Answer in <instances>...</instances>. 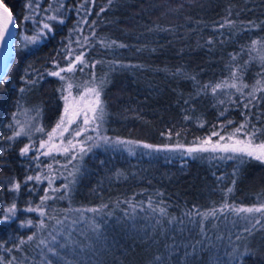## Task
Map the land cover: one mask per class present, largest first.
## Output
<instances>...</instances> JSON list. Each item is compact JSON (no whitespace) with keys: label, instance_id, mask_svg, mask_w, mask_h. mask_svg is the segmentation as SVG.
I'll return each mask as SVG.
<instances>
[{"label":"trees","instance_id":"16d2710c","mask_svg":"<svg viewBox=\"0 0 264 264\" xmlns=\"http://www.w3.org/2000/svg\"><path fill=\"white\" fill-rule=\"evenodd\" d=\"M2 1L17 36L0 84V211L12 196L18 206L43 196L45 185L34 180L35 154L21 155V149L27 143L36 148L56 126L68 84L76 96L107 80L98 134L154 147L192 146L208 137L218 141L213 132L225 137L220 143L229 142L234 129L246 124L243 131L254 132L253 144L264 142V0ZM33 2L42 12L35 22L28 17ZM39 21L51 30L44 28L39 42L25 43L22 35L37 36ZM70 50L82 54L75 69L84 67L83 75H51ZM24 114L31 128L16 136ZM81 157L69 164L67 187L54 203L108 206L104 213L111 216L102 214L108 224L100 239L109 248L97 250L93 264H228L223 245L242 234L227 235L239 230L231 216L202 214L264 200V164L252 159L241 163L160 150L127 155L109 148ZM12 181L20 185L17 191L8 189ZM20 232L13 223H0V249L17 248L24 238ZM87 235L76 250L84 256L92 249L93 236ZM230 261L264 264V254L245 252ZM72 262L91 264L76 257Z\"/></svg>","mask_w":264,"mask_h":264},{"label":"rangeland","instance_id":"374dc122","mask_svg":"<svg viewBox=\"0 0 264 264\" xmlns=\"http://www.w3.org/2000/svg\"><path fill=\"white\" fill-rule=\"evenodd\" d=\"M39 0H34L36 3ZM60 1V0H53ZM33 2L32 7L30 6L28 17L30 16V21H36V15L40 17L42 15L40 13L39 6ZM47 10V9H46ZM43 10V13L46 12ZM39 25L34 23L33 33L36 32L37 36L30 37L28 35H22L23 41L25 43H35L39 42L41 39L38 37L44 32V22L39 21ZM35 35V33H34ZM30 38H35L30 39ZM82 55V54H81ZM80 53L73 55L72 50L68 53L64 58H60L56 63L60 62V68L56 71H59L61 68L67 69L69 65H73V71H77L74 76L78 74L82 76L83 68L79 69V66L76 68L78 62H82V56ZM71 56L72 59H70ZM81 56V61H76V57ZM68 60V61H67ZM62 64V65H61ZM75 69V70H74ZM66 73L68 71H65ZM65 73V74H66ZM69 83V82H68ZM67 83V84H68ZM65 92L63 94V102L65 107V99L64 97H68L69 103H72L74 100H77L81 94L74 95L71 91L68 90L67 85L65 88ZM64 107L61 116L64 114ZM91 115V114H89ZM60 120V119H59ZM31 117L27 115H23L22 123L18 126V131L23 129L22 133H27V130H30ZM96 121L89 123L88 125L83 124V115H81L75 124L69 126V131L64 133L63 137H60L58 134L52 141L57 145H60L61 148L67 147V141L72 140L73 144L76 145L74 149H71L69 153H63V151H53L50 155H44L45 152L48 151V148H41V142L46 141V138L41 139L37 147L34 148L30 146L31 143H27L25 146H29L28 154H35V158L37 159L36 163V173L34 175V180L39 183H43L45 185L44 196H48L49 199L45 200L43 204L41 203V198L38 203L31 204L30 202L25 204L24 206H18L13 196L10 198L11 202L3 205L0 211V223L7 225L9 223L15 224V227L18 232H23L24 238L20 239L18 247L14 250H8L1 248L0 249V264H15V259L18 258V262L16 264H74L72 262L73 258H77L82 263H91L93 264L94 259H96L97 250H105L108 249L109 246L107 244H103L100 239V234L105 229L107 222H101L103 220L102 214L107 211L106 207L104 208H73L68 205H56L54 201L58 199V193L65 189V183L67 180V176L65 177L64 173L67 171L69 164L74 160L72 157L75 156L77 158L83 156L85 153L80 152V148L83 147L87 152L88 149H116L127 155H131L136 152H153V151H165V153L169 154V152L177 151L181 153H185L194 156H203L209 159H227L229 160V156H232L233 160L241 161L239 153H231V152H222V151H207V152H194L189 154L187 149L190 147H200L201 144L192 145V146H180L178 144L173 145L171 147H153V148H145L143 147L144 143L135 142V143H120L118 141L127 142V140H122L116 137H111L103 134H98L96 132ZM30 127V128H29ZM35 128V126H34ZM79 129H87L86 131H82L80 136L75 135V131ZM33 133L31 136L35 133ZM92 137L91 140H88L87 137ZM100 137H108V142L105 143ZM225 143H232L225 142ZM264 143V142H263ZM223 144V143H221ZM256 145V144H254ZM24 146V147H25ZM207 147L211 148V145H207ZM85 151V152H86ZM244 159H250L248 157H244ZM51 166V167H49ZM40 177L39 180L35 179V177ZM10 182V181H9ZM15 181H12L8 189L17 191L14 188ZM57 195V196H56ZM62 200V199H61ZM15 204L14 214L9 213L8 209ZM112 205V204H111ZM264 205V200L259 201L250 206H236V207H223L215 211L216 216H221L224 218L230 217V223H232L233 227H236V233H230V229L227 231V235L238 236L242 234L239 238L231 239L228 243L224 244L223 247L227 250V257L225 262L230 264V259L237 258L238 255L245 252H254V254H264V215L261 213H245L240 212L236 213L232 211V208H246V207H260ZM40 206L44 215L41 216L39 211H28L29 208H37ZM112 206H116L115 204ZM126 206V205H125ZM91 209H96L97 211H91ZM110 214H105V217H110ZM7 217V219H5ZM259 220L260 223H256ZM28 221H32L31 224ZM41 221L43 222V226H41ZM101 222V223H100ZM110 224V223H109ZM114 224L119 227V222L115 221ZM255 224V228L253 225ZM102 229V230H101ZM246 229H251V234H249ZM20 232V233H21ZM91 234L93 237L88 242V246L90 248V252L88 256H84L81 253L76 252L77 248L81 249L79 246V242H87L89 239L87 237ZM32 237V239H29ZM23 241V243H22ZM41 241H44L42 244ZM101 246V248H99ZM82 250V249H81ZM14 252H17L15 254ZM75 255V256H74ZM102 262V259H99ZM223 263V262H222Z\"/></svg>","mask_w":264,"mask_h":264},{"label":"snow or ice","instance_id":"6c2138e0","mask_svg":"<svg viewBox=\"0 0 264 264\" xmlns=\"http://www.w3.org/2000/svg\"><path fill=\"white\" fill-rule=\"evenodd\" d=\"M111 2V0H110ZM0 9H3L2 15H0V20L3 21V24L0 25V40H3L4 38V33L7 31V24L11 22V13L9 9L7 8L6 5L3 4L2 0H0ZM103 11V9H102ZM49 19L55 20L56 17L52 16ZM63 21H61L62 23ZM45 29H50V26L48 24L44 25ZM30 39H35V38H30ZM123 47V45H121ZM76 61H81V56H77ZM261 60L264 61V56L261 57ZM71 72L73 71V65H69L67 69L61 68L59 71H54L50 73L53 76H58L60 77L61 80L65 79V77L61 76V72ZM107 80L102 79L99 83V85H96L93 83L91 87H88L85 89L84 93L79 96L77 100H74L72 103H69L68 100L69 98L66 96L64 97L65 99V107H64V114L60 117V120L57 122L56 126L47 134L48 139L46 141H42L40 147L41 148H48V151L44 153V155H50L54 150L55 151H63V153H69L71 149H74L76 147L75 144H73L72 140L67 141V147L61 148L60 145H57L55 143H52L56 135L58 134L60 137L64 136V133L69 131V126L73 125L76 123L77 119L83 115V124L88 125L91 122L94 121H103L104 116H105V111H104V104L103 101L101 100V92L103 91V88L106 86ZM257 84L259 85L260 82L258 81ZM73 85L68 84L67 88L70 91L72 89ZM217 87H220V85H217ZM231 87H236L235 84L231 85ZM244 87H247V85H244ZM238 91L240 89H237ZM262 91H264V87H261ZM215 91V89H213ZM256 89H253V92H255ZM247 107V105H245ZM91 114V115H89ZM229 123H232V121H229ZM99 127V125H97ZM246 124H240L238 127L234 129V131L227 137V140L232 141V143H223L221 144L220 141L225 140L224 136H221L219 132H213L212 136H219V140L213 142L211 140V137L206 138L201 142L200 147H190L187 149V152L189 154L194 153V152H207V151H212L215 152L217 150L222 151V152H231V153H239L240 154V160L241 163H247L248 161L244 160V157H248L252 160L258 161L261 164H264V143L260 144H253V138H254V132L252 134H249L248 132H244L243 130L245 129ZM87 129H79L75 131L76 136H80L82 131H86ZM37 131H43L42 128H38ZM23 132V129L21 131H18L15 133L16 136H20L21 133ZM243 134L245 137H248L247 140L245 139H240L239 135ZM170 135V134H169ZM179 135V133H177ZM236 137V139H233ZM9 139H12L11 137ZM88 140H91L92 137H87ZM105 143L108 142V137H100ZM120 143H135L133 141H118ZM207 145H211V148L207 147ZM143 147L145 148H153V145L150 144H144ZM90 150V149H88ZM85 149L83 147L80 148V152L83 154L85 153ZM29 152V146H25L23 149H21V155H26ZM73 159H76L77 157L73 156ZM82 158V157H81ZM229 159H232V156L228 157ZM51 167V166H49ZM33 177L29 176L28 180H32ZM35 179L39 180L40 177H35ZM235 183V181H233ZM20 187L19 184H15L14 188L18 189ZM67 187V185H65ZM233 189L229 188L228 192H232ZM63 198V197H61ZM49 199V197L46 195L41 198V203L45 200ZM226 207H230L227 206ZM15 210V204L12 205L8 209L9 213L14 214ZM28 211H39L40 215H44V211L40 206H37V208H29ZM91 211H97L96 209H91ZM159 211L161 214H166L165 208H159ZM232 211L236 212L237 214L240 212H245V213H261L264 215V205H261L260 207H246V208H232ZM209 214L215 215V210H213L211 213H203L202 215L207 217ZM7 219V217H5ZM29 224L32 223V221H28ZM256 223H260L259 220L256 221ZM41 226H43V222L41 221ZM253 228H255V224L253 225ZM246 231L251 234V229H246ZM29 239H32V237H29ZM23 243V241H22ZM43 244L44 241H41Z\"/></svg>","mask_w":264,"mask_h":264},{"label":"water","instance_id":"95a60500","mask_svg":"<svg viewBox=\"0 0 264 264\" xmlns=\"http://www.w3.org/2000/svg\"><path fill=\"white\" fill-rule=\"evenodd\" d=\"M3 2V1H2ZM4 4V2H3ZM5 5V4H4ZM8 8V7H7ZM9 9V8H8ZM10 11V9H9ZM3 9H0L2 15ZM11 13V11H10ZM11 22L7 24V31L4 33L3 40H0V84L5 78L13 60L17 28L14 17L11 14ZM3 21L0 20V25Z\"/></svg>","mask_w":264,"mask_h":264}]
</instances>
